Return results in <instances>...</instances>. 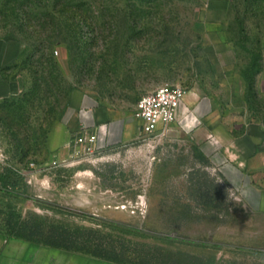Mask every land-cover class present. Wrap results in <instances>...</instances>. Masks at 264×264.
Wrapping results in <instances>:
<instances>
[{
  "label": "rangeland",
  "instance_id": "374dc122",
  "mask_svg": "<svg viewBox=\"0 0 264 264\" xmlns=\"http://www.w3.org/2000/svg\"><path fill=\"white\" fill-rule=\"evenodd\" d=\"M0 38L25 47L9 68L10 91L0 97V185L9 174L23 194L0 191V233L9 235V215L95 228L156 256L169 249L204 262L264 264V253L239 248L264 249V211L249 209L228 188L226 208L216 212L198 190L204 171L222 178L197 156V117L106 149L74 148L64 160L46 144L73 88L131 108L156 87L179 84L209 97L234 132L253 120L264 127V0H0ZM41 45L47 48L36 50ZM41 54L51 61L40 63ZM258 68L257 96L250 97L244 77Z\"/></svg>",
  "mask_w": 264,
  "mask_h": 264
},
{
  "label": "crops",
  "instance_id": "0c3cea01",
  "mask_svg": "<svg viewBox=\"0 0 264 264\" xmlns=\"http://www.w3.org/2000/svg\"><path fill=\"white\" fill-rule=\"evenodd\" d=\"M23 49L24 44L17 39L0 38V97L9 93L14 81L3 69L15 62ZM136 108L108 104L93 92L73 88L62 119L48 131L47 147L56 158L64 160L75 148L74 137L85 129L98 134V149L132 142L140 136ZM178 116L175 124L181 127L191 116L200 120L192 133L211 167L249 209L264 211V127L253 120L245 123L242 132H234L236 125L216 114L211 99L197 90L185 91ZM101 124L106 125L105 133L98 130ZM0 264L124 263L0 233Z\"/></svg>",
  "mask_w": 264,
  "mask_h": 264
},
{
  "label": "trees",
  "instance_id": "16d2710c",
  "mask_svg": "<svg viewBox=\"0 0 264 264\" xmlns=\"http://www.w3.org/2000/svg\"><path fill=\"white\" fill-rule=\"evenodd\" d=\"M44 28H48L49 24L47 21L43 24ZM49 39V36L47 40ZM18 40V39H17ZM41 46H37L36 50L40 51ZM42 48H47L44 46ZM25 47L20 54L19 58L24 56ZM40 63L50 62L51 58H47L41 54ZM17 59V60H18ZM16 60V61H17ZM15 61V62H16ZM14 64V62H13ZM12 64L6 66L3 70L10 76L9 68ZM259 69L255 71L253 76H245L244 80L246 82L247 90L249 96H257L256 90V73ZM11 78V76H10ZM69 100V99H68ZM68 104V103H67ZM52 127V126H51ZM198 158L206 166L210 165L208 158L201 152L197 153ZM201 178L198 179V190H200L201 195L204 197L206 194L209 198L211 206L216 210V212L221 211V208H226V202L228 196V183L222 179V184L218 182L217 177L211 176L206 171L201 174ZM217 176L221 177L219 174ZM15 177L11 175H6L4 177L3 183L0 185V191L5 195L12 197L23 196L21 191L16 189L17 181ZM27 197V196H26ZM6 216V215H5ZM5 220V226H7V232L10 236H15L19 238H24L33 242H38L46 245H51L55 247H61L66 249H71L75 251H81L89 253L104 259L112 260L124 264H218L216 259H210L204 262V259L196 254H189L184 251L178 250H167V253H163L162 256H156L153 253H144L138 249L131 250V248L125 247V240L115 238L112 234L102 232L95 228L90 227H67L56 224H45L39 220H29L22 219L19 221H13L12 218L7 215L3 218ZM111 225L121 228L122 230L132 232L135 234H150L156 237H164L160 233L148 232L136 225H131L128 223H122L117 221H110ZM178 239L182 242H189L196 245L209 246L213 248H230L231 246L222 242H209L202 241L199 239H190L185 237H172ZM243 250H251L256 253H264L262 248H248L245 246H239Z\"/></svg>",
  "mask_w": 264,
  "mask_h": 264
},
{
  "label": "built area",
  "instance_id": "2783aa9c",
  "mask_svg": "<svg viewBox=\"0 0 264 264\" xmlns=\"http://www.w3.org/2000/svg\"><path fill=\"white\" fill-rule=\"evenodd\" d=\"M185 91L179 84L167 83L143 94L134 112L140 125V133L145 137H153L157 133H165L171 124L176 123L179 120L178 110ZM186 112L190 113L188 107ZM98 130L105 133L106 125H99ZM97 139L98 134L85 129L74 137L73 144L76 149H92L96 148Z\"/></svg>",
  "mask_w": 264,
  "mask_h": 264
}]
</instances>
